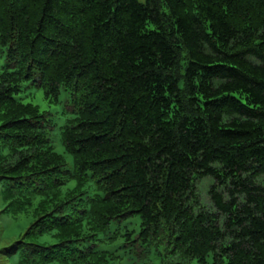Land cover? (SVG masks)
<instances>
[{
    "label": "trees",
    "instance_id": "obj_1",
    "mask_svg": "<svg viewBox=\"0 0 264 264\" xmlns=\"http://www.w3.org/2000/svg\"><path fill=\"white\" fill-rule=\"evenodd\" d=\"M0 44L7 264H264V0H0Z\"/></svg>",
    "mask_w": 264,
    "mask_h": 264
},
{
    "label": "rangeland",
    "instance_id": "obj_2",
    "mask_svg": "<svg viewBox=\"0 0 264 264\" xmlns=\"http://www.w3.org/2000/svg\"><path fill=\"white\" fill-rule=\"evenodd\" d=\"M7 63L5 49L0 44V65H4ZM18 98L23 103H32L38 106L39 110L46 114V117L51 119L54 122V129L51 131L50 140L53 149L62 155L65 159V169L71 170L73 167L72 156L65 152L64 146L61 142L60 135V126L63 121L70 114H67L66 108L68 107V95L65 91H61L58 101H50L44 95V90L42 87L37 85L33 81H25L22 83L21 91L18 93ZM75 182L73 180L68 181L62 189L65 190L67 188H71L74 186ZM210 184L209 179H205L199 181L197 183V190L201 197V201L204 204H208L207 199V188ZM87 189L88 194H92V188L90 189L88 186ZM24 216L19 215L16 219H13L10 216H6L0 213V264H7L3 253V249L13 243V241L17 238L19 233H22L25 228L29 225V221L24 222ZM133 229L137 230L139 228V223L132 226ZM114 233H117V228L115 225H112L110 230L107 233L99 234L97 244L105 249L116 251L117 254L121 256V258L117 261L116 264H129L125 255H121L120 250L117 249L120 242H112L109 240L110 237H113Z\"/></svg>",
    "mask_w": 264,
    "mask_h": 264
}]
</instances>
